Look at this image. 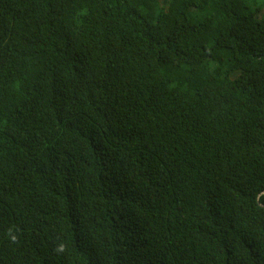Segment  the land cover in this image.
<instances>
[{
	"label": "trees",
	"instance_id": "obj_1",
	"mask_svg": "<svg viewBox=\"0 0 264 264\" xmlns=\"http://www.w3.org/2000/svg\"><path fill=\"white\" fill-rule=\"evenodd\" d=\"M264 0H0V264H264Z\"/></svg>",
	"mask_w": 264,
	"mask_h": 264
},
{
	"label": "water",
	"instance_id": "obj_2",
	"mask_svg": "<svg viewBox=\"0 0 264 264\" xmlns=\"http://www.w3.org/2000/svg\"><path fill=\"white\" fill-rule=\"evenodd\" d=\"M262 195H264V191L261 192V193L259 194L258 198H260ZM258 205H259L261 208H264V205H263V204L259 203Z\"/></svg>",
	"mask_w": 264,
	"mask_h": 264
}]
</instances>
